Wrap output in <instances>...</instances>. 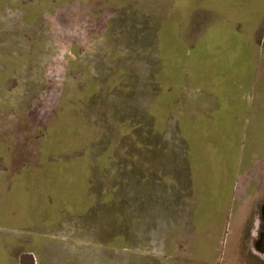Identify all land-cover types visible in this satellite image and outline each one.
<instances>
[{"label": "rangeland", "instance_id": "374dc122", "mask_svg": "<svg viewBox=\"0 0 264 264\" xmlns=\"http://www.w3.org/2000/svg\"><path fill=\"white\" fill-rule=\"evenodd\" d=\"M118 1L123 8H118L119 11L109 18L107 11L100 17H93L94 12L98 15L104 9L96 4L98 0H0L1 224L14 219L10 226L14 229L22 227L23 222L18 219L22 215L8 218L6 214L12 210L26 212L32 203L26 196L16 192L24 187L18 174L20 168L22 175L32 176L34 169L38 168L35 159L39 157L59 164L57 160L62 156H56L55 152L65 147L82 146L83 143H89V151L88 148L86 151L94 156L104 152L116 154L120 159L127 153L143 155V148H137L126 134L129 126L120 128L119 122L150 117L153 108L149 105L161 98L169 105V124L163 134L154 130L147 134L144 129H139L140 136L147 134L140 138V143L143 147L145 144L153 147L158 159L156 173H175L176 186L171 187V201L178 197L183 201L181 204L184 200L190 202L191 197L184 181L183 140L178 117L173 111L188 115L196 111L211 112L218 105L217 99L207 93L199 96L198 91L206 90L213 95H220L223 90L235 89L231 63L221 66L209 60L204 62V59L214 61L221 52L225 54L223 57L231 56L237 52L241 37H245L246 43L255 45L253 51L244 53L264 60V14L263 17L255 18L254 13L249 16L242 9L235 12L233 5L236 3L233 0ZM121 32H125V39L130 37L134 41L126 40L130 43L131 53L127 58L123 54L119 60L120 55L111 60L112 47L115 53L126 48L127 43L121 39ZM198 47L204 52L200 53ZM208 53L212 55L210 58ZM129 61L132 65L126 67ZM260 69L263 73L264 66ZM144 74L162 76L163 82H157V78L150 81ZM167 79L171 83H164ZM257 90L264 93L263 78L257 81ZM261 115L264 119V109L258 117L255 115L257 127L251 128L249 137L250 145L259 148L257 166H248L241 173L242 185L236 188L232 202L225 201L219 210L216 205L214 208L206 206L204 216L206 214L208 218L207 223L202 222V212L196 203L198 222L186 243L188 252L183 259L184 264H246L235 252V241L240 220L249 213V197L257 196L256 203H264V123L258 120ZM17 148L22 149V152ZM70 154H74L72 150ZM147 165L144 160V167L149 169ZM22 167L32 170L26 171ZM99 169L103 171L102 167ZM112 170L113 173L109 168L105 171L106 185L114 175V168ZM214 172V177L213 172H208L210 179L206 181V187L209 189L214 187L216 180L219 184L225 181V174L217 170ZM43 173L50 177L52 172L43 170ZM204 174L207 175L206 171ZM51 177L49 183L57 185L58 182ZM247 177L253 179L251 184L244 180ZM96 178H103V172H99ZM5 179L9 182L12 180L11 184H6ZM32 185L37 186L35 183ZM35 193L31 189L29 195ZM192 197L198 201L202 199V204L205 202L196 186ZM40 201H43V195ZM168 206L171 208L170 204ZM230 206L234 211L231 216L232 233L225 248L226 253L220 256L217 251L222 243L220 226L222 223L224 225V212ZM116 207L114 205L112 210L107 211L106 217L101 216L102 223L95 222L84 230L82 225L78 226L83 231L79 232L81 237L95 238L98 246L96 256L104 254L103 249L110 243L116 247L114 244L118 238H115L120 233ZM178 211L185 214L186 205L185 210ZM65 217H69V214H65ZM176 222L178 225L181 223V226L176 227L178 236L172 242L175 250H183L185 243L181 236L183 231L180 230L183 222ZM64 224L66 233L76 227L75 221L66 218ZM173 228L171 226L172 232ZM159 236L156 234L154 246L164 245L159 242L162 240ZM154 246L146 244L144 249ZM25 250L29 249L22 246L18 252ZM169 258H164L166 264H171ZM254 260L261 264L259 260ZM177 263L175 258L174 264Z\"/></svg>", "mask_w": 264, "mask_h": 264}, {"label": "crops", "instance_id": "0c3cea01", "mask_svg": "<svg viewBox=\"0 0 264 264\" xmlns=\"http://www.w3.org/2000/svg\"><path fill=\"white\" fill-rule=\"evenodd\" d=\"M233 2L236 3L233 5L235 12L242 9L243 12L247 11L249 16L254 13L257 18L263 17L264 0H233ZM206 48H209V45ZM199 49L202 48L198 47L197 50ZM238 49L237 52L228 57H223L224 55L220 53L214 61L204 59V62L209 60L221 66L231 63L233 66L231 75L234 76L233 86L235 89L232 87L223 90L220 95H213L211 91L206 90L198 91L199 96L207 93L216 98L218 101L216 108L207 113L196 111L192 115L182 114L187 135L183 144V170L185 187L191 197L190 202L184 200V203L181 204L183 201L181 202L177 197L171 201V208L169 206L164 207L159 202V191L152 184L148 190H144L143 187H146L145 180L147 179L141 180L136 192L133 189L129 191L131 196L135 195L136 197L137 216L130 218L127 212H124L129 209L127 202L123 208L120 207L123 216L119 220L120 233L115 239L118 238L117 240L122 241V243H115L116 247L110 243L106 249H103L104 254L99 256L95 255L96 249H98L95 238L90 239L84 235L81 238L79 232L83 231H80L79 224H75L76 227L72 228V233H66L67 228L63 227L65 220H57L53 223L41 217L36 220L31 217V212L22 211L23 213H18L12 210L6 214V217L16 218V216L22 215V218L18 217V219L23 222L25 227L22 224L21 228L14 229L10 226L14 219H8L5 224L0 223L2 225V228L0 227V264H22L21 258L24 255L32 256L33 260L30 262L32 264H166L165 257H171V264H174L175 258L179 262L177 264H184L183 259L186 258L188 252L186 243L191 237L190 233H194L198 222L196 203L202 212L204 220L202 222L207 223L208 218L206 214L204 216L206 206L214 208L216 205L219 210L220 205L225 201L227 203L232 202L237 192L236 188L242 185L241 173L246 171L248 166H257L256 161L260 158L258 157L259 148L250 145L249 137L251 136V128L257 127L256 122L254 123L255 115L257 114L258 117L260 111L264 109V93L257 90V81L264 79V72L262 73L260 69L261 66H264V60L253 56V54L246 57ZM261 116L258 120L264 123L263 115ZM196 128L215 131L217 133L215 141L192 140L190 138L192 137V130ZM193 146L194 148L191 149ZM248 151L250 152L249 157L247 156ZM151 158V165L148 163L147 167L152 172L154 166H158L154 160L158 161V159L153 156ZM143 159V155L136 157L134 164L140 168V171L144 172L143 169L146 170V168L144 167L145 159ZM216 170L220 174H225L223 175L224 184H219L216 180L214 187L209 189L206 187V181H209L211 172H213L212 177L216 175L214 172ZM204 171L207 175L204 174ZM244 180L248 184L253 182L251 177ZM4 182L11 184L12 180L9 182L5 179ZM175 182V173L172 172L171 187L176 186ZM15 186L17 187V184ZM195 186L198 189V194L203 195L204 204L201 203L202 199L199 201L193 199ZM4 190L6 191V189ZM21 190L17 189L16 192L20 193ZM138 195H140L139 198ZM184 197L188 198L186 194ZM256 198L257 196H250L248 199L251 201V204H248L249 213L240 220L239 234L235 241V252L246 264H257L254 259L264 264V249L260 247V243L263 241L261 236H263L264 231L258 216V211L261 210L264 203L257 204ZM185 205L187 212L185 214L179 213L178 210H185ZM35 209L39 208L35 207ZM233 212L232 206L224 212V225L222 223L220 226L222 243L220 249L217 250L220 256L223 252L226 253L225 248L232 233L233 220H231V216ZM178 214L179 216H177ZM176 221L183 222L182 228H180L183 231L181 236L184 237L183 242L185 243L183 250H175L172 242V239L174 241L178 236L176 227L181 226V223L178 225ZM171 226L174 227V232L171 231ZM109 233L112 237V230ZM10 234L14 236H10ZM156 234L160 235L159 238L162 240L159 242L164 243V245H153ZM166 240L167 248H165ZM146 244L154 247L146 250L144 249ZM22 246L29 250L18 252Z\"/></svg>", "mask_w": 264, "mask_h": 264}, {"label": "trees", "instance_id": "16d2710c", "mask_svg": "<svg viewBox=\"0 0 264 264\" xmlns=\"http://www.w3.org/2000/svg\"><path fill=\"white\" fill-rule=\"evenodd\" d=\"M108 1L109 0H98V3L96 4L98 6H103L104 9L102 10V13L98 15L96 12H94L93 17H100L105 11H107L106 14H108L109 18H111V16L119 11L120 8H123V5L121 6L118 0H110L109 3H107ZM93 9L95 10L94 7ZM120 14L121 13H119V15ZM108 16H106V18ZM163 24L165 25V23ZM91 36H93V34ZM121 39L127 43L126 48H123V51H118V53H115L114 47H112L110 49L111 60H114L116 55H120L118 58L119 60L123 54L124 58H127L131 53V50H129L130 43L126 40L131 42L134 41H132L130 37L125 39V32H121ZM107 50H109V47ZM198 51H200V53L204 52H202V49H199ZM221 54L225 55L223 52H221ZM208 56L210 58L212 55L208 53ZM198 61H200V59ZM126 63V67L132 65L131 61ZM127 69L125 70L129 73ZM144 76L149 78L150 81H155L157 78V82H163L162 79L164 78L162 76L155 77L154 75L146 74H144ZM164 83L169 84L171 83V80L167 79V81ZM156 97L157 96H155V98ZM167 106H169L168 102L163 101L162 98L157 99L153 105H149V107L153 108V113H150V117H146L144 120L119 122L120 128L124 126H129L132 128L129 129L128 127L126 129L128 130L126 134L129 139L136 143L137 148H143L145 162L149 163L150 165L152 159L151 156L155 157L153 147L151 148V146L146 144L143 147V144L140 143V138H144L147 134H149L150 131L153 130L156 133L163 134L166 126L169 124L168 122L170 119L168 116L169 112ZM173 112L178 117L179 131L184 144V139L187 138V135L183 115L179 114L177 110ZM120 120H122V118ZM153 123L154 125L152 126ZM139 129H144L147 134L140 136ZM216 135L217 133L215 131L205 130L204 128H196L192 130V137L190 138H192L194 141L198 139H203L204 141H215ZM126 140L128 141L127 138ZM188 143L190 145V142ZM87 148L89 151V143H83L82 146L75 145L74 147H70L74 154H70L71 150L67 147L62 149L60 152H55L56 156H62L61 159L57 160L58 163L60 162L59 164L50 162L48 160L46 161V159L43 157H39L40 159H35L36 162H38L36 163L38 168L34 169L35 173H33L32 176L28 174L22 175V169L20 170L19 168L20 173L18 175L24 183V187L20 194L26 196V198L32 201V203L29 204L27 208V212H31L32 218L38 220L37 218L41 217L48 219V221H51L52 223L56 222L57 220H65L66 218L67 220L75 221L76 224H80V226L82 225L84 230L86 229L85 227L90 228L91 225L93 226L95 222L102 223L100 221L101 216L103 215V217H106L108 214L107 211L110 209L112 210L114 205L117 206L115 213L116 219L120 220L123 216V211L120 210V207L123 208L126 202L129 206V209L128 211L124 212H127L130 218H135L137 216L135 201L136 197L135 195L131 196L129 191L130 189H133L136 192L137 186H140V182L143 179H147L145 180L146 187H143L144 190H148L152 184L154 188L159 191L158 198L160 204L164 205L165 207L168 204L171 205L170 171H165V174L167 175H161L159 173H155L157 171L155 166L152 171L153 173L150 169H143L144 172L140 171V168H137L134 164V162H136V157L140 156L138 153H127L126 156H123V159H120V157H118L116 154L112 155L110 153L107 154L106 152H104V154H96V156H94L92 153L86 151ZM193 148L194 146L191 149ZM19 151L22 152V149ZM79 151L81 154H79ZM62 153H65L66 155H62ZM41 162H43V165ZM108 162L109 165H107ZM154 163L157 165L155 160ZM100 167H102L103 171L99 169ZM22 168L26 171L32 170L30 167ZM108 168L112 173V169L114 168V175L110 177L111 179H109V182L106 185L105 171L106 169L108 170ZM43 170L52 172L50 173V177L52 176L51 178L58 182L57 185L52 182L49 183L48 179L50 177H48L49 175H44ZM95 170L97 174H99V172H103V178H96L97 174H95ZM118 172L119 174H117ZM33 179L36 181H33ZM34 183L37 184V186H33L32 184ZM159 188H161V190H159ZM31 189H34L37 193L30 196L29 194ZM42 195L43 201H40V196ZM139 196L140 195H138V198ZM35 207L39 209H35ZM65 214H69V217H65ZM117 243L121 244L122 242L117 240L116 244Z\"/></svg>", "mask_w": 264, "mask_h": 264}, {"label": "flooded vegetation", "instance_id": "af4514ba", "mask_svg": "<svg viewBox=\"0 0 264 264\" xmlns=\"http://www.w3.org/2000/svg\"><path fill=\"white\" fill-rule=\"evenodd\" d=\"M250 16H253V15H250ZM256 18V17H255ZM241 40H240V45L238 46V50L244 55V56H246L247 57V55L244 53L245 51H253V49H254V46L255 45H253V43H250V42H248V43H246V39H245V37H241L240 38ZM218 42H221V41H218ZM255 44V43H254ZM263 49H264V47H263ZM258 216H259V219H260V222H261V224H262V228H263V231H264V205L262 206V208H261V210H259L258 211ZM261 238H262V240L263 241H261V243H260V247L262 248V249H264V234H263V236H261Z\"/></svg>", "mask_w": 264, "mask_h": 264}, {"label": "water", "instance_id": "95a60500", "mask_svg": "<svg viewBox=\"0 0 264 264\" xmlns=\"http://www.w3.org/2000/svg\"><path fill=\"white\" fill-rule=\"evenodd\" d=\"M32 260H33L32 256H30V255H24L21 258V263L22 264H32V263H30Z\"/></svg>", "mask_w": 264, "mask_h": 264}]
</instances>
